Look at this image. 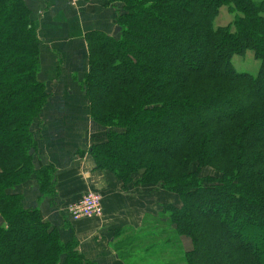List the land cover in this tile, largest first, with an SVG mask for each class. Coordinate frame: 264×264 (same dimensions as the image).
Segmentation results:
<instances>
[{"label":"trees","instance_id":"16d2710c","mask_svg":"<svg viewBox=\"0 0 264 264\" xmlns=\"http://www.w3.org/2000/svg\"><path fill=\"white\" fill-rule=\"evenodd\" d=\"M102 1L116 8L120 31L87 38L83 88L103 130L91 156L124 186L179 197L181 206L164 207L170 229L150 237L188 239L181 264H262L264 0ZM223 8L234 15L224 27ZM41 47L26 4L0 0V264H95L10 193L30 180L48 190L55 177L34 166V124L48 101ZM248 52L256 75L233 64Z\"/></svg>","mask_w":264,"mask_h":264},{"label":"crops","instance_id":"0c3cea01","mask_svg":"<svg viewBox=\"0 0 264 264\" xmlns=\"http://www.w3.org/2000/svg\"><path fill=\"white\" fill-rule=\"evenodd\" d=\"M22 1L32 13L42 43L38 77L48 93L47 104L34 124V166L37 170L53 167L55 177L48 190L30 180L10 193L21 196L26 210H38L68 239H75L87 260L129 264L123 257L129 258L130 236L131 241L140 242L139 232L160 220L163 207L181 202L161 187L124 186L91 156L92 147L103 142V130L91 118L83 88L90 71L87 38L92 32L114 35L116 8L102 0L75 4L72 0ZM87 192L102 195L104 217L74 223L69 208Z\"/></svg>","mask_w":264,"mask_h":264},{"label":"rangeland","instance_id":"374dc122","mask_svg":"<svg viewBox=\"0 0 264 264\" xmlns=\"http://www.w3.org/2000/svg\"><path fill=\"white\" fill-rule=\"evenodd\" d=\"M234 20V15L231 14L226 8H223L221 10V14L218 18L217 26H228L230 25ZM233 64L235 66V69L240 73H249L251 75H256L258 73V69L260 66V63L254 59L252 53L248 52L243 57H235L233 60ZM263 96V93H262ZM209 172V173H208ZM208 175H216L214 172H211V170H206L203 172L202 176H208ZM218 176V175H217ZM154 187V186H153ZM157 188V187H156ZM179 204V203H178ZM181 205H178V207ZM164 211V207H163ZM167 211H164V213ZM166 214V213H165ZM164 214V215H165ZM163 215L162 212V225L159 226V221H156V223H152L150 226V223L147 224L141 232H139V236H141L140 242L138 241H130V248L128 250V260L130 264H181L182 261H184V251H189L192 246L191 242L188 239L181 240L178 242L177 240L173 239L172 242L169 244H165L166 239L168 236L165 233H168V231H164V235H162L160 240H155L154 238L150 237L152 232H154V235H161L163 232V229L169 230V223L168 218H166ZM156 224V225H155ZM156 226V227H155ZM248 237L252 238V232L251 233H245ZM256 236V235H255ZM135 237V236H134ZM131 240V236H130ZM260 240V245L263 244L262 239ZM156 243L155 249L150 246L154 245ZM136 245H139V250L133 249L132 247H136ZM185 251V252H186ZM162 252V253H161ZM261 262L264 264V257H261ZM184 264V262H183Z\"/></svg>","mask_w":264,"mask_h":264},{"label":"built area","instance_id":"2783aa9c","mask_svg":"<svg viewBox=\"0 0 264 264\" xmlns=\"http://www.w3.org/2000/svg\"><path fill=\"white\" fill-rule=\"evenodd\" d=\"M75 4L79 0H72ZM74 223L98 220L104 217L103 197L96 192H87L76 204L69 208Z\"/></svg>","mask_w":264,"mask_h":264},{"label":"water","instance_id":"95a60500","mask_svg":"<svg viewBox=\"0 0 264 264\" xmlns=\"http://www.w3.org/2000/svg\"><path fill=\"white\" fill-rule=\"evenodd\" d=\"M119 31H120V28L117 27V28L115 29V31H114V35H117V34L119 33ZM3 223H4L3 219H0V226H1Z\"/></svg>","mask_w":264,"mask_h":264}]
</instances>
